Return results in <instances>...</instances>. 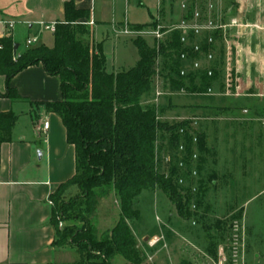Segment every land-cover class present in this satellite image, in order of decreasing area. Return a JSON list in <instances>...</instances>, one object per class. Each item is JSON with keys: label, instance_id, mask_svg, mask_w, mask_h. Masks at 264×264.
<instances>
[{"label": "trees", "instance_id": "obj_1", "mask_svg": "<svg viewBox=\"0 0 264 264\" xmlns=\"http://www.w3.org/2000/svg\"><path fill=\"white\" fill-rule=\"evenodd\" d=\"M189 15L187 12L183 17ZM88 18V11L76 9L74 1L69 0L64 4V20L56 22L53 46H25L13 53L14 45L19 47V44L9 36L0 37V75L7 83L4 96L12 102L23 100L9 83L14 75L32 65L40 64L46 74L60 79V102L35 103L59 116L66 142L75 151L74 175L51 197L56 247L75 248L80 259L73 264H113L116 258L123 259L126 264H150L130 227V222L139 215L141 192L159 191L181 211L190 210L192 203L196 208L199 206L203 186L200 176L204 151L202 132L190 128L189 118L172 123L161 121L157 113L164 112V108L158 111L155 104H144L145 99L154 94L156 58H164L165 76L164 71L160 72L167 82L164 87L172 91L183 88L201 97L206 96L202 93L208 88L215 92L224 89L225 45L220 31L210 34L214 40L211 45L207 43L209 34H204L199 39L201 51L203 55L212 51L214 59L199 70H187L181 77L179 72L185 63L179 59V53L186 48L179 42L178 31H172L167 53L164 47L157 48L156 43L149 45L137 37L132 39L138 55L134 66L107 71L101 43L84 44L80 39L87 34L88 28L77 20ZM152 19L151 15L149 23L128 27L132 31L160 25ZM208 69L212 71L211 76L207 75ZM171 97L168 96V100ZM16 118L12 111L0 112V145L10 142ZM194 133L198 139L195 147L198 160L192 164L189 158L194 149ZM180 144L184 145L183 171L177 166ZM165 154L171 157L167 165L162 162ZM192 168L198 173L194 195L191 194ZM179 176L184 179V185L177 183ZM69 186L76 187L77 195L65 198L62 190ZM111 193L118 203L119 217L108 232L99 235L95 224L86 219L76 227V221L80 220L74 216L76 211L83 210L88 218H93L99 201ZM60 221L63 229L59 227Z\"/></svg>", "mask_w": 264, "mask_h": 264}, {"label": "crops", "instance_id": "obj_2", "mask_svg": "<svg viewBox=\"0 0 264 264\" xmlns=\"http://www.w3.org/2000/svg\"><path fill=\"white\" fill-rule=\"evenodd\" d=\"M67 1L0 0V37H11L19 44L17 48L20 52L27 38L37 37L39 41L46 32L40 23L64 20V4ZM73 1L76 9L89 12L87 21L80 19L79 22L93 21L90 39L92 43H101L107 67L109 59L105 47L116 37L113 36V25H134L120 19L123 18L121 11L123 15L126 13L129 0ZM234 1L233 6L225 12L218 9L222 20L236 18L241 23L240 27L229 32L230 57L231 49H235L232 58L228 57L232 61V65L228 61L232 82L235 81L236 90L243 92L239 98L251 100L264 97V0ZM8 23H13V27L9 28ZM112 56L114 62L113 52ZM113 62L107 71L123 68H116ZM6 86L5 77L0 75V112L12 111L17 117L10 142L0 145V264H73L80 259L76 249L69 246L58 248L55 245L51 197L61 184L74 175L75 151L66 142L65 128L59 116L35 105L62 100L60 79L46 74L43 67L37 64L23 69L10 80L9 86L23 100L12 102L4 96ZM241 103L246 104V101ZM257 111L258 117L254 121L261 124L254 128L250 126V131L255 132L258 150L259 147L264 150V107ZM241 112L245 117L250 113L249 109ZM44 121L49 123L45 131L42 130ZM69 187L62 190L65 198ZM109 196L116 202L113 193ZM160 220L169 231V236L172 234L178 239L180 232L183 234L178 215H164ZM150 232L137 237L132 231L148 263L173 264L170 254L162 253L159 241L164 242V237L157 238L158 245L151 246L149 240L158 234ZM72 251H76L77 256L69 259Z\"/></svg>", "mask_w": 264, "mask_h": 264}, {"label": "rangeland", "instance_id": "obj_3", "mask_svg": "<svg viewBox=\"0 0 264 264\" xmlns=\"http://www.w3.org/2000/svg\"><path fill=\"white\" fill-rule=\"evenodd\" d=\"M186 1L188 0H129L126 13L124 11L123 15L121 11V20L130 24H146L152 15V20L159 22L160 29L148 26L130 32L125 23L113 25L115 32L112 33L116 37L105 47L109 59L107 69L110 70L112 66V52L116 68L134 66L138 55L131 39L137 37L149 45L156 43L157 48L164 47L167 53L171 28L183 16L184 11L180 5ZM211 1L215 6L214 14H218V9L225 12L235 2ZM108 17L110 18L109 15ZM86 26L88 32L81 35L80 39L84 44H92L90 38L93 25ZM153 30L159 31L158 38L153 35ZM119 36L121 37L117 38ZM53 42V34L50 32H44L39 40V44L48 47L53 46ZM234 51L235 49H231L230 58ZM163 62L164 58H156V70L161 77ZM201 63L203 66L206 64L203 59ZM230 63L232 65V61ZM163 73L165 76L166 72ZM236 93L238 96L226 99L174 94L170 100V95L156 99L151 93L144 101L145 105L155 104L158 111L161 107L164 108V112L157 113L161 121L172 123L185 118L197 119L196 130L202 132L204 139L200 174L203 186L199 206L177 211L163 193L144 190L139 197V215L130 222L137 237L146 231L158 234V239L163 236L165 241H159L162 253H169L173 264H264V150L262 147L258 150L255 132L250 131V126L254 128L261 124L254 119L258 117L257 110L264 107V97L245 100L239 98L242 91L238 89ZM244 100L246 104L241 103ZM244 109L250 111L247 117L241 112ZM66 195L74 197L77 189L69 187ZM168 214L174 217L178 215L181 219L184 232H180L178 239L172 234L168 235L169 231L160 220ZM74 216L80 219L76 221V227L81 226V220H90L95 224L98 234L103 235L117 221L119 207L117 201L108 196L99 201L93 218H88L83 210L76 211ZM60 228L63 229V226ZM72 252L69 259L77 256L76 251ZM146 262H149L147 257ZM113 264L126 262L116 258Z\"/></svg>", "mask_w": 264, "mask_h": 264}, {"label": "built area", "instance_id": "obj_4", "mask_svg": "<svg viewBox=\"0 0 264 264\" xmlns=\"http://www.w3.org/2000/svg\"><path fill=\"white\" fill-rule=\"evenodd\" d=\"M181 9L184 11V14L189 12V17L185 18L181 16V19L179 22L172 26V31H178L180 33L179 42L182 45L183 48H186V50H183L179 53V59L185 63L184 67L180 70L179 74L181 77H184L187 70L196 71L201 68H203V65L201 63L202 59L206 62V65L208 66L211 61L214 59V53L212 51L206 53V55H203L200 45H199V39L203 37L204 34L207 35V43L208 44H214L213 37L210 35L212 32L220 31L221 37L223 40V43L225 45V60L226 65L224 66V89L222 92H215L212 88H208L205 93H202L206 96H223V97H232V96H238L236 93V86L233 83L232 84V78H231V69L228 67V57L230 52V43H229V37H230V30L233 28H238L241 26V23L238 19L233 18L228 21L222 20L221 16L215 13V6L214 3L211 0H207V2H203V0H188L186 2L181 3L180 5ZM85 25H92L93 21H88L83 23ZM9 28L13 27V23L7 24ZM43 31L51 32L53 33L55 31V25L56 22L51 24H45L40 23L39 24ZM156 28L160 29V26H156ZM127 32V31H126ZM130 32H132L130 30ZM155 38L159 37V31L153 30L152 31ZM38 38L37 37H30L27 38L25 41L26 47H32L35 45H38ZM202 56V57H200ZM157 71V70H156ZM207 75L211 76L212 71L207 70ZM163 78L159 75L158 71L154 75V97L158 99L162 96H168V95H181V96H194V95H200L197 93H191L186 91L185 89L181 88L178 91H172L170 88L164 87ZM233 85V86H232ZM233 87V90H232ZM236 93V94H235ZM190 123L189 126L192 130L196 132V125L198 123V120L195 118H189ZM49 126L48 121H44L42 123V130H46ZM182 133L183 130H180ZM197 136L195 133L192 137V143L194 144V149L191 154V157L189 158L190 163L195 164L198 160V152L196 150V144H197ZM179 157L177 166L182 171L185 168V161L183 158L184 153V145H179ZM171 161V157L169 154H165L162 157V162L164 164H169ZM191 178L193 179V184L191 185V194L194 195L197 193V185L196 181L198 179V173L195 168L191 169ZM177 183L179 185H184L185 181L182 177H178ZM191 208L195 209V204H191ZM194 224V223H192ZM61 222H59V227H61ZM158 242L157 238H154L149 242V244L152 246Z\"/></svg>", "mask_w": 264, "mask_h": 264}, {"label": "water", "instance_id": "obj_5", "mask_svg": "<svg viewBox=\"0 0 264 264\" xmlns=\"http://www.w3.org/2000/svg\"><path fill=\"white\" fill-rule=\"evenodd\" d=\"M17 47H18V45H14V47H13V52H14V53H15Z\"/></svg>", "mask_w": 264, "mask_h": 264}]
</instances>
